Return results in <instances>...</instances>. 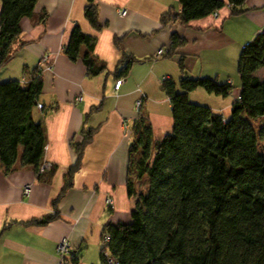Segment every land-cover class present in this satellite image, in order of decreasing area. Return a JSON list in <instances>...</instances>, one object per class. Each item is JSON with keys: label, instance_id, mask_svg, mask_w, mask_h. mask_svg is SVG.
I'll return each mask as SVG.
<instances>
[{"label": "crops", "instance_id": "0c3cea01", "mask_svg": "<svg viewBox=\"0 0 264 264\" xmlns=\"http://www.w3.org/2000/svg\"><path fill=\"white\" fill-rule=\"evenodd\" d=\"M95 4L103 25L100 31L84 18L87 0H37L33 17L20 21L15 55L0 70V83L24 82L44 55L50 57L49 69L40 72V108L35 107L33 116L42 125L44 159L52 165L43 176L22 166L20 157L10 174L0 167V264H59L56 246L64 238L78 253V264H101L103 229L131 222L135 198L128 196L127 182L134 185L131 163L137 155L131 161L128 148L134 122L140 116L146 120L153 143L173 127L169 100L161 90L163 79L179 80L178 61L183 57L188 77L232 84L233 92L226 98L202 89L188 95L190 102L204 103L228 117L240 91L239 82L235 84V53L264 29V0H246L247 11L239 16L229 17L224 7L217 19L209 16L184 28L161 29V15L169 8L179 11L177 0H95ZM120 10L125 16L119 15ZM74 26L95 39L94 57L105 66L103 74L88 77L80 61L64 55ZM173 31L185 39V46L170 58L154 59L159 49L167 48ZM123 54L139 61L131 64L126 77H119L125 66ZM225 62L230 67L223 73L220 64ZM256 74L263 78L264 68ZM118 80L121 84L115 90ZM82 129L93 130V136L71 187L62 192L64 178L76 161L71 143L82 140ZM26 184L31 191L24 197ZM106 198L112 200L111 206ZM55 213L57 217L46 224L29 223Z\"/></svg>", "mask_w": 264, "mask_h": 264}, {"label": "trees", "instance_id": "16d2710c", "mask_svg": "<svg viewBox=\"0 0 264 264\" xmlns=\"http://www.w3.org/2000/svg\"><path fill=\"white\" fill-rule=\"evenodd\" d=\"M245 1L177 0L179 11L164 12L160 29L187 27L224 7L229 17L239 16L247 11ZM36 2L0 0V70L15 55L20 21L33 17ZM84 18L94 30L102 29L95 0H87ZM114 44L121 49L120 39L115 38ZM185 44L173 31L164 57L174 56ZM94 47L95 39L74 26L63 53L72 62L80 61L88 77H95L106 68L95 59ZM123 60L119 77H126L131 64L139 61L124 54ZM178 68L179 80L164 79L161 85L171 108V132L153 143L146 120L140 116L134 122L128 153L130 158L137 155L134 162L131 158L135 178L145 177L148 184L137 194L127 182L128 196L135 198L131 222L103 229L102 236L109 241L101 247V264H107L104 251L112 264H264V77L256 74L264 68V29L240 50V91L228 117L190 102L188 95L202 89L226 98L233 92L231 84L189 78L183 57ZM41 90L38 67L24 82L0 83V167L6 175L13 172L18 157L22 166L38 171L45 138L33 110ZM93 132L82 129V140L71 143L76 161L64 178L62 192L71 187ZM56 217L57 213L29 223L43 225ZM74 254L70 262L78 264L79 255Z\"/></svg>", "mask_w": 264, "mask_h": 264}, {"label": "built area", "instance_id": "2783aa9c", "mask_svg": "<svg viewBox=\"0 0 264 264\" xmlns=\"http://www.w3.org/2000/svg\"><path fill=\"white\" fill-rule=\"evenodd\" d=\"M228 8V7H227ZM126 12L124 10H120L119 11V15L120 16H125ZM212 17L214 19H217L219 17V12H215ZM167 51L162 48V49H159L155 55H154V59H160V58H163L165 55H166ZM50 62V57L48 55H44L40 61H39V64H38V69L39 71H43V70H47L49 69V63ZM165 79V78H164ZM163 79V80H164ZM120 84H121V81L118 80L115 82L114 84V89L115 90H118L119 87H120ZM77 102L81 101V97H78L76 99ZM37 107L40 108V105L37 104ZM141 107V100H137L135 102V109L136 111L138 112L139 109ZM51 164L48 163L45 159H44V155H43V158L40 162V165L38 167V171L36 172V175H45L46 173H48L49 171H51ZM30 191H31V185L30 184H26L23 186V189H22V195L24 197H27L29 196L30 194ZM106 204L108 206H111L112 205V200L110 198H106ZM109 241V237L106 236V235H103L101 237V247H103L105 245V243H107ZM56 252H57V255L59 256V264H68L72 257L75 255L74 254V250L72 249V247L70 246V244L68 243V240L67 239H62L60 240V242L57 244L56 246ZM105 258H106V261H107V264H112V259L109 258V255L107 253V251H104L103 252Z\"/></svg>", "mask_w": 264, "mask_h": 264}, {"label": "rangeland", "instance_id": "374dc122", "mask_svg": "<svg viewBox=\"0 0 264 264\" xmlns=\"http://www.w3.org/2000/svg\"><path fill=\"white\" fill-rule=\"evenodd\" d=\"M239 54H240V50L237 51V53H235V59H236V65H235V71H236V78H235V84H237L236 82H239V77H238V74H237V63H238V58H239ZM233 63H234V57H233ZM220 70L225 73L227 70H228V67H230V64L225 62V63H222L220 64ZM262 72V71H261ZM260 72V73H261ZM190 78V77H189ZM219 84H224L223 82L221 81H218ZM233 83V85H235ZM232 85V84H231ZM194 104H197V103H194ZM200 105L204 104V103H199ZM202 106H206V105H202ZM256 124V122H254ZM261 125L264 126V120L261 121ZM49 163V162H48ZM52 166V165H51ZM134 176H135V173H134ZM134 181V185H135V190H136V193L137 194H140L142 191H145V189L147 188V184H148V180L144 177V178H141L140 180L139 179H136L134 177L133 179ZM136 194V195H137ZM135 201V199H134Z\"/></svg>", "mask_w": 264, "mask_h": 264}]
</instances>
